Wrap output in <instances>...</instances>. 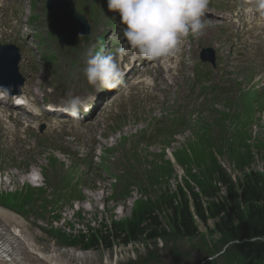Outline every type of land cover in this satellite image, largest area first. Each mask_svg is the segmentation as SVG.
<instances>
[{
  "label": "rangeland",
  "instance_id": "rangeland-1",
  "mask_svg": "<svg viewBox=\"0 0 264 264\" xmlns=\"http://www.w3.org/2000/svg\"><path fill=\"white\" fill-rule=\"evenodd\" d=\"M220 2L221 0H218L214 6L209 4L207 13L213 11L214 15L205 16L208 26L204 33L199 37L192 35L183 40L180 46L183 54L172 63V67L179 68L176 74L166 72L164 77L156 80L155 76L159 74L149 70L141 78L144 89H138L128 97H123L120 94H111V91L101 94L96 86L88 83L84 75L86 54L99 45L97 38L107 34L110 27L108 20L96 26L91 38L81 46L78 45L79 39L74 48L61 49L58 40L53 35H48L51 22L47 0H0L4 8L0 11V45L14 44L21 49V73L29 84L26 93L38 99L39 104L44 101L48 103V98L68 103L73 96L88 100L92 106L97 104L96 111L90 118L82 120L66 115H60L56 119L46 117L44 121H35L26 135L25 127L22 126L23 119L28 117L23 116L22 121L18 123H14L12 118L13 122L9 123L5 121L6 115L0 116V154L3 158L0 161V174L4 177L3 194L10 192L7 187L12 176H15L18 187L17 192L10 195L16 197L23 188H27L19 182L17 172L31 173L34 169H43L48 185L45 196L53 198L52 201L56 200L55 207H62L61 212L65 213L71 206V201L89 200L95 208L94 213L89 216L93 220L88 218L86 221L79 220L78 223L85 225L91 222L98 226V223L95 224L97 219L99 222L104 221L102 226L106 229L109 225L108 219L120 217V209L112 205H124L122 219L124 224H128L133 218L136 202L153 204L159 201L164 193L170 194L177 190V184L186 180V166L177 168L176 177L170 180L171 188L168 192L161 193L164 186L158 187L163 180H153L151 183L150 178L146 177L153 173L157 164L155 162L160 163L159 152L165 148L170 134H181L176 132L179 129L177 118L185 119L189 114L197 112L211 114L215 105L220 104L235 113L227 116V121L233 122L240 129L245 125L246 110L251 109V104L257 103L264 109V28L251 24L248 18L240 27L225 28L223 20L218 17L223 13L222 5L218 6ZM212 7L213 10L210 9ZM92 18L95 21L104 19L96 14L92 15ZM11 31L13 34H10ZM52 38L54 40H51ZM50 46L56 50L59 64L48 63ZM206 47H214L217 50L218 67L213 69L206 64L202 71L206 73L211 70L212 75L204 82L195 83L200 51ZM75 48L78 51H74ZM82 49L86 52L85 56ZM53 54L55 55V52ZM53 65L59 67L55 69ZM252 84L254 89L250 88ZM257 87L261 88L259 93ZM49 91L54 93L50 94ZM46 95L48 98H45ZM55 121L60 122L57 126L64 128L62 133L53 131L52 122ZM43 125L46 129L40 134L39 129ZM130 126H139L142 131L138 138L134 135L129 141L121 142L123 139L120 140L119 135L125 133L124 128ZM196 137L198 144L195 145L197 148L194 152H189L192 146H183L182 151L179 146L180 161L183 156L194 157L203 152L222 156L217 148L208 150V145L197 132ZM237 137L240 142L247 141V144L252 146L251 151H241L250 152L251 159L247 155L239 159L244 160V172L232 171L229 165L230 169L226 174H230L234 181H240L243 175L250 172L264 176V122L253 126L248 140L244 131H239ZM240 142L236 144L243 145ZM106 147L112 148L113 153H106ZM219 147L220 151L225 150L223 145ZM136 155L141 158L134 161ZM239 160L235 164H239ZM219 161L223 166L229 162L226 158H220ZM131 167H136L140 172L139 191L137 194L136 188L132 187V199H124L116 194L123 191L125 185L117 182L116 185L110 186L108 180H114L117 176L119 179L128 177V169ZM221 186L218 179L212 181L206 188V191L211 193L210 197L197 185H194V190L204 198V204L207 205L226 195ZM112 195L114 196L111 197ZM106 196L108 199L105 202ZM5 200L0 195V207L2 203L9 204V200ZM51 207L53 204L48 203L47 209ZM156 214H160L163 225L167 227L169 214L165 210H157ZM43 215L42 218L29 213L25 214L26 218H22L41 251L57 253L64 264H204L210 261L211 257H218V248L224 240L216 232V220L210 219L207 225L198 220V233L194 237L148 239L145 236L138 243L116 244L110 249L101 246L84 252L79 247L63 246L58 241L61 236L52 233L55 231L52 228L54 216L50 211H44ZM61 234L62 232L58 233ZM67 234L69 233L64 236ZM214 254L216 256H213Z\"/></svg>",
  "mask_w": 264,
  "mask_h": 264
},
{
  "label": "trees",
  "instance_id": "trees-1",
  "mask_svg": "<svg viewBox=\"0 0 264 264\" xmlns=\"http://www.w3.org/2000/svg\"><path fill=\"white\" fill-rule=\"evenodd\" d=\"M201 139L207 142L206 135ZM241 143L246 145L245 142ZM243 145L236 147L233 144L228 145V157L237 170L243 168L244 160H239L242 156L247 155L251 159L250 152H241L246 149ZM195 150L193 149V152ZM237 160L239 164H235ZM188 162L190 165L196 162L209 163L207 174L204 176L202 172L200 175L194 173L193 168L189 171L192 180L200 188L206 186L202 191H205L207 196L210 197L211 193L207 192L206 188L212 184V180L207 181V179H215V177L219 184L225 187L226 195L205 205L200 194L194 192L190 182H186L185 187L178 186L172 195L164 193L159 201L153 204L137 202L133 218L128 224H115L114 230H108V232L103 229H91L88 235H80L71 242L89 250L97 249L102 245L110 249L116 244L138 243L145 236L148 239L194 237L198 233L197 220L207 225L210 219H214L216 220V232L224 239L218 248L219 252L222 246L232 241H246L229 248L225 258L237 264H264V176L250 172L235 183L231 176L226 174V170L217 157L205 152L189 157ZM196 166L198 167V165L194 167ZM172 177L173 172L168 166H158V169L150 176L155 181H169ZM184 188L189 189L191 194ZM157 210H165L169 214L167 227L163 225L160 214H156Z\"/></svg>",
  "mask_w": 264,
  "mask_h": 264
},
{
  "label": "clouds",
  "instance_id": "clouds-1",
  "mask_svg": "<svg viewBox=\"0 0 264 264\" xmlns=\"http://www.w3.org/2000/svg\"><path fill=\"white\" fill-rule=\"evenodd\" d=\"M211 0H107L108 11L118 13L124 25L127 44L149 61L167 60L180 51L183 40L190 34L199 37L207 28L205 16ZM251 10L264 18V0H248ZM124 53L125 49L118 50ZM84 75L90 85L114 89L123 82L124 72L113 54H87ZM0 92L11 93L0 86ZM65 110L74 119L91 111L89 102L73 96Z\"/></svg>",
  "mask_w": 264,
  "mask_h": 264
},
{
  "label": "bare ground",
  "instance_id": "bare-ground-1",
  "mask_svg": "<svg viewBox=\"0 0 264 264\" xmlns=\"http://www.w3.org/2000/svg\"><path fill=\"white\" fill-rule=\"evenodd\" d=\"M2 104L4 102H0V106ZM1 233H5L9 238L10 252L0 257V264H64L57 253L41 251L28 225L2 207H0Z\"/></svg>",
  "mask_w": 264,
  "mask_h": 264
},
{
  "label": "water",
  "instance_id": "water-1",
  "mask_svg": "<svg viewBox=\"0 0 264 264\" xmlns=\"http://www.w3.org/2000/svg\"><path fill=\"white\" fill-rule=\"evenodd\" d=\"M50 10L51 16L56 18V30L60 38L65 41H68V37L74 39L77 35L81 34L87 26L85 21L80 20L75 15L71 0H50ZM60 16H64L62 22L60 21ZM205 53H212V51L208 50L205 51ZM14 57L17 58L15 51L13 54H8L5 57V61L9 63ZM204 59L207 60L206 57Z\"/></svg>",
  "mask_w": 264,
  "mask_h": 264
}]
</instances>
